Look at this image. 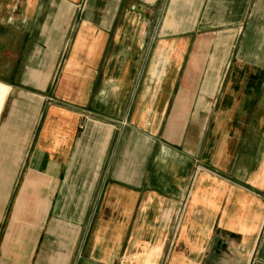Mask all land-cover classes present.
Listing matches in <instances>:
<instances>
[{"label": "crops", "instance_id": "crops-1", "mask_svg": "<svg viewBox=\"0 0 264 264\" xmlns=\"http://www.w3.org/2000/svg\"><path fill=\"white\" fill-rule=\"evenodd\" d=\"M0 264H264V0H0Z\"/></svg>", "mask_w": 264, "mask_h": 264}]
</instances>
